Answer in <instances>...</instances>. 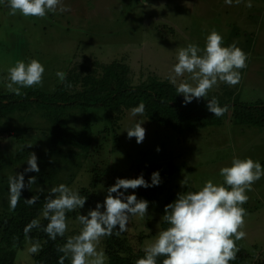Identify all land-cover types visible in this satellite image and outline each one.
I'll return each instance as SVG.
<instances>
[{
  "label": "rangeland",
  "instance_id": "rangeland-1",
  "mask_svg": "<svg viewBox=\"0 0 264 264\" xmlns=\"http://www.w3.org/2000/svg\"><path fill=\"white\" fill-rule=\"evenodd\" d=\"M246 3L247 0L232 5L225 0H147L146 4L143 0H63L68 11L48 13L43 18L13 16L9 9L0 6V92L12 93L6 87L8 68L17 61L28 63L33 59L44 66L42 83L21 88L20 92L33 89L50 94L61 82L58 71L66 75L87 73L112 62L128 67L132 85L149 78L171 83L169 77L178 51L189 43L203 49L208 34L216 31L223 37L224 46L235 43L247 54V67L240 70L238 84L218 81L206 97L227 94L231 101L237 98L242 103H264V0H251V7ZM180 82L195 86L188 73L177 78V85ZM87 116L93 143L86 157L60 147L62 153L45 158L52 139L51 127L33 110L0 120L1 195H8V177L21 173L27 167L28 155L35 153L44 156L37 158V162L44 161L48 167L56 168L60 184H65L66 177L73 174L68 187L86 196L82 209L66 213L65 243L81 230L77 216L86 215L98 202L103 203L107 188L117 178L143 175L150 182L151 173L160 174L159 186L125 192L148 201L149 207L144 219L130 217L128 230L116 235L125 246L145 251L161 231L164 207L179 193L198 191L208 180L223 183L219 170L230 166L234 157L251 158L264 166V127L226 121L221 127L205 128L184 138L127 112L113 134L103 109L89 110ZM84 117L79 111L70 112L69 126L80 129ZM137 120H144L141 126L145 129L144 140L139 144L134 137L128 138L125 131ZM17 156L25 158L15 162ZM95 167L99 176L93 188L91 170ZM184 178L188 180L186 187L180 183ZM56 186L55 183L42 188L48 191ZM246 194L249 199L243 205L246 216L241 229L246 235L236 241V246L248 255L241 264H264V178L256 181ZM3 202L2 199L0 210ZM32 242L24 241L14 264H34V254L28 251ZM100 249L104 251L102 240Z\"/></svg>",
  "mask_w": 264,
  "mask_h": 264
},
{
  "label": "clouds",
  "instance_id": "clouds-1",
  "mask_svg": "<svg viewBox=\"0 0 264 264\" xmlns=\"http://www.w3.org/2000/svg\"><path fill=\"white\" fill-rule=\"evenodd\" d=\"M241 2L242 0H225L228 5ZM143 3L146 4L147 0H143ZM0 6L9 9V14L13 16L20 14L37 18L69 10L63 0H0ZM246 6H252L251 0H247ZM176 61L172 66L170 82L177 85V78L185 73L191 74V79L195 81V86L188 82H180L176 86L177 94L183 96V103L186 105L194 98H205L218 81L232 86L238 84L241 79L240 70L247 67V54L235 43L224 46L223 37L212 31L206 37L203 49L197 44L189 43L178 51ZM44 71V66L38 60L33 59L28 63L17 61L7 70L6 87L12 93L20 95L21 88L40 85ZM56 75L61 82L66 79L65 72L58 71ZM206 107L216 117L224 115L226 111V106L221 107L215 97L207 100ZM144 113L143 103L130 110V115L134 118L143 116ZM143 121L137 120L125 130L127 137H134L137 144L142 143L145 137V129L141 126ZM26 163L24 173L8 177L9 207L13 210L20 201L21 190L25 188L24 174L40 171L35 153H30ZM219 175L223 178V183L208 180L200 190L179 193L173 202L164 207L162 220L168 227L159 232L154 243L145 249L144 256L136 264H158L160 258H163L161 264H230L236 259L239 251L236 241L246 235L241 230L246 216L243 205L249 199L246 193L252 190L256 181L264 178V166L251 158L234 157L230 166L220 168ZM35 183L36 177H29L27 185ZM160 183L158 171L151 173L150 182L143 175L134 179L117 178L107 188L103 203L98 202L86 215L77 216L81 230L58 248L63 253L58 264H64V260L69 257L71 264H106L105 252L98 250L101 238L119 236L126 232L130 217L144 219L149 207L148 201L137 199L134 193L126 195L125 192L138 187L159 186ZM180 183L186 187L188 180L184 178ZM43 191L40 189V192ZM38 199V195H33L25 203L33 205ZM86 199V196L65 184L49 190L41 210L42 218L48 221L42 231L49 239L55 241L57 237L65 235L68 230L66 213L82 209ZM40 227V220L33 219L24 227L23 232L27 236L33 228ZM40 250L39 241L32 242L28 249L32 254Z\"/></svg>",
  "mask_w": 264,
  "mask_h": 264
},
{
  "label": "trees",
  "instance_id": "trees-1",
  "mask_svg": "<svg viewBox=\"0 0 264 264\" xmlns=\"http://www.w3.org/2000/svg\"><path fill=\"white\" fill-rule=\"evenodd\" d=\"M127 74L128 67L112 62L99 70L68 73L66 79L50 94L39 93L33 89L21 91L20 95L0 92V120L8 119L17 113H29L30 110L39 113L41 118L48 122L52 133L50 149L44 155L45 158L62 153L60 147H68L75 155L86 157L93 143L91 123L87 113L98 108L105 111L109 129L113 134H116L118 125L127 112L140 103L145 105V113L142 116L145 120L184 138L205 128L221 127L226 121L233 125L264 127L262 102L248 104L240 102L237 98L231 101L227 99V94L224 96L212 94L204 100L192 101L185 105L183 96L177 94L176 87L171 83L149 78L132 85ZM213 97L221 107L226 106L224 115L220 117L213 116L206 107L207 100ZM72 111H79L85 115L80 129L75 130L69 126V113ZM29 156L30 154L26 160ZM62 156L66 157V154ZM43 157L37 156V158ZM24 158L25 156H17L14 161H22ZM42 162L44 161L37 162L39 173L24 174L25 188L21 190L20 201L14 210L9 207V192L7 195L3 191L5 197L0 193V201L4 200L3 208L0 210V264H14L17 250L22 248L24 241L29 240V237L31 241L41 243V250L33 255L34 264H58L59 258L63 255L58 251V248L65 243L63 237H57L53 241L42 231V227L46 226L48 221L40 218V215L49 190L40 192V190L35 191L34 188L61 183V180L56 178V168L48 167L47 163ZM21 173H24V170ZM91 173L93 180L90 185L95 188L99 176L96 167ZM31 176L36 177V183L27 185ZM72 178L73 174L67 176L65 185L68 186ZM5 184L8 190V183ZM33 195H38L39 199L33 205L26 204L25 200ZM33 219H39L41 227L33 228L26 236L23 229ZM167 227L168 225L162 220L161 231ZM101 240L107 257L106 264H136L145 254V251L139 248L125 246L116 235L102 237ZM247 258L246 252L239 250L236 259L230 264H241ZM162 259L158 260V264H161ZM64 264H71L69 258L64 260Z\"/></svg>",
  "mask_w": 264,
  "mask_h": 264
}]
</instances>
